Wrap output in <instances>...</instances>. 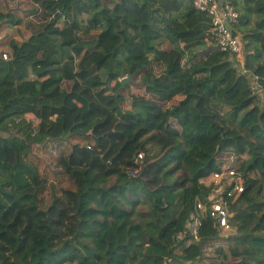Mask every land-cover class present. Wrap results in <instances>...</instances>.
<instances>
[{
	"label": "trees",
	"instance_id": "obj_1",
	"mask_svg": "<svg viewBox=\"0 0 264 264\" xmlns=\"http://www.w3.org/2000/svg\"><path fill=\"white\" fill-rule=\"evenodd\" d=\"M32 1L40 29L0 55V264H264V98L251 78L264 94V0L231 1L248 75L194 0ZM10 2L0 28L22 21ZM134 74L143 93L122 87ZM69 137L59 165L77 191L47 206L33 151ZM229 162L244 192L227 198L225 230L203 180Z\"/></svg>",
	"mask_w": 264,
	"mask_h": 264
},
{
	"label": "built area",
	"instance_id": "obj_2",
	"mask_svg": "<svg viewBox=\"0 0 264 264\" xmlns=\"http://www.w3.org/2000/svg\"><path fill=\"white\" fill-rule=\"evenodd\" d=\"M232 0H194V8L207 14L212 21V34L216 39L217 47L230 54L236 67L242 74L248 75L245 69V52L242 38L235 32V26L240 22V16ZM5 60L8 55H3ZM252 89L256 94L264 98L257 76H252ZM142 158V156H140ZM211 191L208 197L211 204V217L216 225L225 230L231 229L230 211L226 205L227 198H235L244 192L241 175L237 173L231 162L225 164L222 169L211 177ZM203 207L198 205V209ZM202 225L201 212L192 215L188 224L189 233L197 238Z\"/></svg>",
	"mask_w": 264,
	"mask_h": 264
},
{
	"label": "rangeland",
	"instance_id": "obj_3",
	"mask_svg": "<svg viewBox=\"0 0 264 264\" xmlns=\"http://www.w3.org/2000/svg\"><path fill=\"white\" fill-rule=\"evenodd\" d=\"M12 4L13 3L10 2V6L6 9L7 12L11 13L13 10L15 12L14 14L22 21L13 26H8V23L2 24L0 28V40L4 41L3 43H9L12 40H18L21 42L26 41L32 33L40 29L45 18V13H43L41 6L39 4H34L32 0H22L14 6H11ZM10 52V48H8L7 50L0 52V55L7 54L10 56ZM18 74L24 77L25 71L23 73L18 71ZM129 86L132 87L133 91L144 92L143 87L139 84V77L133 78V81L129 83L125 89ZM122 93L125 96L129 94L127 91H123ZM129 104L130 103H127L124 106V109ZM25 119L27 122L34 123L35 126L39 125V120L32 114L26 115ZM77 143H79L78 140L69 137L57 141H48L44 145H41V147L36 146L41 149H35L33 151L35 161H38L39 163V165L37 163H34V165L38 169V173H40V181L43 182L40 194L47 206H50L55 198L62 197L63 190L72 188V182L60 168L59 162L62 157L67 156L70 153L72 147ZM239 164L240 163H238V165ZM29 174L31 175L32 173L29 171ZM31 179L32 177L27 180L28 183L31 182ZM66 226L70 228L68 224H66ZM69 233L70 232H68V235ZM220 246L226 247V241L220 239L213 242L211 246L207 247L205 256H214L216 254V248ZM205 262L208 263L209 260L207 259Z\"/></svg>",
	"mask_w": 264,
	"mask_h": 264
},
{
	"label": "crops",
	"instance_id": "obj_4",
	"mask_svg": "<svg viewBox=\"0 0 264 264\" xmlns=\"http://www.w3.org/2000/svg\"><path fill=\"white\" fill-rule=\"evenodd\" d=\"M13 1H15V3H13L11 6H14L15 4L17 5L19 2H21L22 0H13ZM11 13H15L13 10H12V12ZM8 26H13V25H8ZM4 41H2V40H0V52H2V51H4V50H7L8 48H10L9 47V44H10V42L8 43V42H5V43H3ZM12 126H14V125H12ZM10 127H11V125H10ZM8 132H10V130H6L5 131V133H8ZM53 141V140H52ZM55 141H57V140H55ZM63 158V157H62ZM61 158V159H62ZM60 162H61V160H60ZM60 162H59V164H60ZM60 166V165H59ZM61 168V167H60ZM62 169V168H61ZM63 170V169H62ZM64 172V171H63ZM64 174H65V172H64ZM66 175V174H65ZM67 176V175H66ZM68 178H69V176H67ZM70 179V178H69ZM70 181L72 182V188H70V189H65V190H63V193H62V197H58V198H64V193L66 192V191H72V192H76L77 191V186H76V184H75V182L73 181V180H71L70 179ZM203 182L206 184V185H208L209 186V184H210V182H211V180L210 179H205V180H203Z\"/></svg>",
	"mask_w": 264,
	"mask_h": 264
},
{
	"label": "water",
	"instance_id": "obj_5",
	"mask_svg": "<svg viewBox=\"0 0 264 264\" xmlns=\"http://www.w3.org/2000/svg\"><path fill=\"white\" fill-rule=\"evenodd\" d=\"M136 74L123 78L121 80L122 87L125 88L129 83H131L133 81V78L136 76Z\"/></svg>",
	"mask_w": 264,
	"mask_h": 264
}]
</instances>
